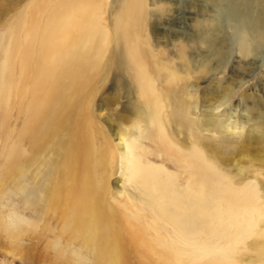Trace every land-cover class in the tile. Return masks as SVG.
I'll return each mask as SVG.
<instances>
[{
	"label": "bare ground",
	"instance_id": "1",
	"mask_svg": "<svg viewBox=\"0 0 264 264\" xmlns=\"http://www.w3.org/2000/svg\"><path fill=\"white\" fill-rule=\"evenodd\" d=\"M24 1L0 0V17L23 12L14 17L16 22L7 31L11 37L0 71L4 95L13 89L8 76L20 46L18 32L27 23L19 58L22 86L17 90L20 99L29 97L18 134L26 148L13 145L3 168L13 182L12 193L20 195L27 208L41 212L39 215L52 214L56 224L60 223L59 238L65 236L70 255L79 264L86 260L130 264L131 258L135 264H244L243 255H238L239 244L254 253L246 264H264V185L248 180L246 173H228L217 147L203 141L204 131H215L221 136L218 148L232 153L245 145L264 153V112L253 119L250 133L229 137L224 134L227 128L222 120L204 111L201 104V109H196L190 99L198 96H190L189 78L182 76L170 59L158 61L155 49L149 48V39L142 34L151 17L147 0H121L112 34L99 21V0H31L18 10ZM181 1L150 0L156 7L153 17L178 12ZM189 1L193 6L186 12L192 13L193 19L202 13V3L212 4L216 12L211 25L209 19L197 18L198 29L206 22L209 31H200L193 38L206 45V59L216 61L213 69L227 57L222 45L216 46L223 38L215 36L223 25L219 20L223 15L233 20L238 51L244 58L251 55L247 64L255 63L256 47L264 48V0ZM105 49L107 68L118 71L115 82L128 91L127 77L142 102L141 108H133L131 127L117 135L119 162L125 170L121 174L130 185L123 184V195L169 225L174 236L149 235L137 214L108 201V147L95 145L89 112ZM179 52L184 58L183 47ZM196 61L192 68L197 73L208 69L207 63ZM135 130L139 136L134 135ZM145 134L159 148V163L151 161L155 155L141 151L140 139ZM248 149L242 150L250 157L244 162L261 163V159L252 160L258 155L256 151L248 154ZM169 164L175 173L167 170ZM245 171L254 174L251 166ZM206 236L209 240L213 236L212 244ZM258 237L262 239L257 241ZM206 245L216 256L203 263L200 257Z\"/></svg>",
	"mask_w": 264,
	"mask_h": 264
},
{
	"label": "rangeland",
	"instance_id": "2",
	"mask_svg": "<svg viewBox=\"0 0 264 264\" xmlns=\"http://www.w3.org/2000/svg\"><path fill=\"white\" fill-rule=\"evenodd\" d=\"M30 1L25 0L22 2L18 10L22 11L23 3ZM120 1L99 0L101 2L99 14L102 16L99 21L110 34L114 31L113 17L120 8ZM188 1H181L179 4L181 6L179 11L175 12L176 14L171 10L164 14H156L154 18L152 13H155L156 7L150 4V0H147L146 7L151 13V17L149 16L150 18L146 20L142 34L149 39V48L155 49L158 61L170 59L173 65L178 68V72L182 76L185 75L189 78L187 79L189 81L188 85H190L189 88H193L190 96L191 94L194 97L198 96V99L192 96L190 99L196 109L201 104L204 111H209L215 118L222 120L227 128L224 134L229 137L248 134L250 133L251 124L254 122L253 119L256 120L264 112V95L261 94L260 90L261 88L264 90V48L257 46L255 63L253 65L247 64L251 55L249 53L250 56L248 58L242 57L236 45L238 40L233 37L231 29L232 23L230 22L233 20H229L226 15H223L219 19L223 25L218 29V32H215V36L223 38V41L216 46L222 45L221 49L225 51L224 53H227V57L225 56L224 62L218 65L216 69H213L212 65L216 61L214 58L213 60L211 58L206 59V45L199 43L198 45L193 38H196L200 31H209V25L206 22L201 26V29H198L197 18L203 16L209 19L211 25V23L216 21L212 18L216 12L212 9V4L211 6L209 3H202L199 6L202 13L193 19V14L187 15L186 12L193 6L191 3L188 4ZM26 9L24 7V11ZM221 9L223 10V8ZM21 13L23 12H18L16 16L18 14L22 15ZM12 14L0 17V71L5 60L4 48L11 37H7V31L16 22V16ZM23 25L18 32L20 46L17 48L18 50L15 53L12 64L13 67L8 76L13 84V89L4 95L0 87V264H79V260L70 255L71 248L67 246L68 242H66L65 236L59 238L60 223L56 224V220L52 219L50 212L39 215L41 212L38 213L35 208H27L20 195L12 193L13 182L3 171L9 149L13 145L23 150L26 148L18 139L24 120V107L29 99L28 95L21 99L17 95V90L22 86L21 81L18 79L19 58L23 50L22 41L25 36L27 23L25 22ZM109 47L110 43L107 45V48ZM182 47L185 50L184 58H180L179 49ZM107 52L108 50L105 49L102 54L103 66L90 97L89 112L91 133L92 135L94 134L95 145L107 144L108 147L107 159L110 162V167L106 169L109 172L107 180L108 201L120 208L123 207L122 209L125 207V211L132 212L131 214H137V221L142 226H146L149 235H155L156 232H160L162 235L166 234L170 237L173 233L172 236H174L175 233L169 225L153 218L152 213L148 209L145 210L143 207L132 205L127 197L123 195V184L126 187L130 185L129 182L126 183L125 176L121 174L123 172L125 174V170L122 171L121 162H119L118 153L120 150L117 145V135L122 134L126 131L125 129L131 127L132 122L135 120V114L132 113L133 108H141L142 102L127 77L124 78V81L129 88L128 91H124V88L115 82V76L118 75V71H112L107 68ZM195 61L207 63L208 69L201 68L197 73L196 69L192 68ZM158 84L161 85L163 83ZM199 108L201 109L200 106ZM147 134L140 139L141 151L152 153L156 158L151 161L159 163V148L155 142L147 139ZM134 135L139 136V131L135 130ZM220 137L215 131L206 130L203 132L204 144L217 147V154L222 157V165L227 168L228 173L229 171L232 173L240 171V173H246L248 180L257 181L261 186L264 185V153L259 150H253V146L245 145L238 146L234 149V152L230 153V149L218 148ZM247 143H249V140ZM245 147H249L248 154H251V151H256L258 156L252 157L253 161L257 158L261 159L262 162L245 163L244 160L250 158L245 154L246 152L242 151ZM207 152L210 156L215 154L210 149ZM249 166H251L254 174L245 171V168ZM166 168L173 173L176 171L170 164ZM17 219H20V221L18 222ZM35 237L37 238L35 239ZM254 237L255 235L247 239V242ZM213 239V236L210 240L207 237L205 240L209 243L206 242L205 244H212ZM37 240L38 243H36ZM260 240L258 237L257 241ZM206 247H209V245H206L203 249L204 251H201L203 253L200 260L203 263L207 259L213 260L216 256L214 249L211 251V247H209L206 250ZM238 249V255H243V258L242 256L241 258L244 264L248 260L250 261V257L254 255V253L248 252L242 244L238 245ZM62 250H67L65 255L62 254ZM212 255L215 256L212 257ZM135 263L136 261L131 258L130 264ZM85 264L93 263L92 260H86ZM186 264L194 263L191 261L189 263L186 262Z\"/></svg>",
	"mask_w": 264,
	"mask_h": 264
}]
</instances>
